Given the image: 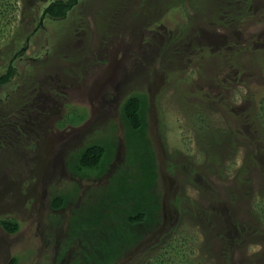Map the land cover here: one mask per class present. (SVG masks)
<instances>
[{
    "label": "rangeland",
    "instance_id": "374dc122",
    "mask_svg": "<svg viewBox=\"0 0 264 264\" xmlns=\"http://www.w3.org/2000/svg\"><path fill=\"white\" fill-rule=\"evenodd\" d=\"M28 1L0 39V74L14 67L0 86V219L21 225L0 224V264H264V0H77L63 18ZM136 94L141 138L123 112ZM73 112L84 118L58 125ZM93 143L108 161L78 173ZM116 182L143 187L132 210L147 218L89 263L82 242L106 232L71 240L70 224Z\"/></svg>",
    "mask_w": 264,
    "mask_h": 264
},
{
    "label": "trees",
    "instance_id": "16d2710c",
    "mask_svg": "<svg viewBox=\"0 0 264 264\" xmlns=\"http://www.w3.org/2000/svg\"><path fill=\"white\" fill-rule=\"evenodd\" d=\"M77 0H52L47 6V15L52 18H63L67 15L69 8L74 5ZM21 4L23 5V14L26 16L27 12L30 9V3L28 0H0V39L9 36L11 33L10 26L13 25V22L16 18V12L20 10ZM45 8V9H46ZM44 12V10H43ZM24 51V49H23ZM10 52L8 49H5V52L0 54H5ZM22 52V50H20ZM14 75V67L11 63L5 68V70L0 74V86L8 83ZM144 95L136 94L127 98L123 104L124 118L128 124L129 129L136 137H142V131L145 129V114L147 109V102ZM261 111H264V97L262 98ZM84 118V114L68 113V117L61 121L58 125L63 126L65 122L69 121L72 124L79 123ZM140 141V139H138ZM138 141L136 143H138ZM140 144V143H138ZM108 148L106 144L103 143H93L84 149L80 158L79 164L75 166V170L78 173L85 174H101L104 164L108 161ZM149 173H154V164L147 162L145 169ZM116 181L120 182V177H116ZM116 182V191H107L110 192L103 200L104 201L98 207L91 206L92 216L85 215L77 218L73 217V220L70 224L71 240L78 239L81 237V229H95L98 227L99 230L106 232V237L99 238L95 240L85 238L82 244L86 247V259L90 263L93 261L94 257L98 258V254L111 250L112 243H119L117 240V235L120 240H125L129 234V228L126 225H136L138 223H143L147 218V213L144 210L134 212L132 209V202L135 200L136 196L143 190V187H138L133 183L123 186L121 183ZM106 192V193H107ZM139 196V195H138ZM137 196V197H138ZM82 206L90 205V201L86 200ZM67 196L58 195L52 200V208L59 210L66 205ZM260 213L259 219L264 225V204L257 207ZM81 209V208H80ZM85 209V208H83ZM131 210V211H130ZM81 211V210H80ZM130 214L125 218L123 224V217L125 212ZM90 214V215H91ZM0 224L3 229L10 233L15 234L20 230V223L17 219L12 218H1ZM116 234H113V233ZM132 234V233H131ZM130 234V235H131ZM89 241V243H88ZM94 247H93V246ZM92 248V250H91ZM91 250V251H90ZM174 255H180V251L177 248H173ZM7 264H20V258L17 255H14L8 260Z\"/></svg>",
    "mask_w": 264,
    "mask_h": 264
},
{
    "label": "clouds",
    "instance_id": "9594fccd",
    "mask_svg": "<svg viewBox=\"0 0 264 264\" xmlns=\"http://www.w3.org/2000/svg\"><path fill=\"white\" fill-rule=\"evenodd\" d=\"M258 249H259V246L258 245H256V246L250 245L249 246V251H257Z\"/></svg>",
    "mask_w": 264,
    "mask_h": 264
},
{
    "label": "water",
    "instance_id": "95a60500",
    "mask_svg": "<svg viewBox=\"0 0 264 264\" xmlns=\"http://www.w3.org/2000/svg\"><path fill=\"white\" fill-rule=\"evenodd\" d=\"M47 13V8L44 10L43 14H42V18L46 15Z\"/></svg>",
    "mask_w": 264,
    "mask_h": 264
}]
</instances>
